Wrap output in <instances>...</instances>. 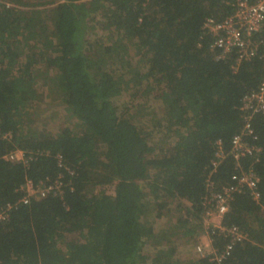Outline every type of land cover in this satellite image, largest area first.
Listing matches in <instances>:
<instances>
[{
  "label": "trees",
  "instance_id": "obj_1",
  "mask_svg": "<svg viewBox=\"0 0 264 264\" xmlns=\"http://www.w3.org/2000/svg\"><path fill=\"white\" fill-rule=\"evenodd\" d=\"M236 1L0 0V264H182L176 242L207 232L223 251L202 222L207 182L220 192L236 171L228 155L212 173L214 144L229 152L264 81L263 49L220 60L204 28ZM250 126L262 152L241 164L261 200L234 193L222 219L248 239L183 264H264V118ZM28 180L62 192L23 204Z\"/></svg>",
  "mask_w": 264,
  "mask_h": 264
},
{
  "label": "built area",
  "instance_id": "obj_2",
  "mask_svg": "<svg viewBox=\"0 0 264 264\" xmlns=\"http://www.w3.org/2000/svg\"><path fill=\"white\" fill-rule=\"evenodd\" d=\"M234 9L233 14L222 22L218 23L208 19L204 24V28L214 37L212 48L220 52L217 58L223 60L235 52L237 55L236 61L240 64L252 60L259 53L260 48L264 50V0H256L255 2L237 0ZM240 110L244 113L242 130L232 138L228 153L224 151L221 141L215 142L214 159L211 162L213 173L225 160L226 156L232 157L236 171L231 177L232 185L223 188L220 192H215L213 191V184L208 181L207 191L209 196L205 199V206L207 207L205 220L208 221H204V228L208 231L211 229L213 233L218 231L229 242L220 253L213 249L211 240L208 250H206V246H197L196 248L201 257H211L212 260L217 262L229 255L236 243L248 239L247 234L240 231L238 227L225 228L222 226V219L229 211L232 195L247 192L257 204L261 200L257 189L259 179L251 167L244 168L242 166L241 160L254 158L257 161L262 152V149L253 143L256 137L250 126V121L255 114H259L264 118V81L255 91L242 98ZM5 159L26 162L22 152H12ZM22 190L25 194L21 200L23 204H27L31 198H44L52 192L55 195L62 192L60 185L46 186L40 183L35 185L29 180L26 181ZM10 209V206L0 209V223L7 219V212ZM206 234L210 237L208 232Z\"/></svg>",
  "mask_w": 264,
  "mask_h": 264
},
{
  "label": "rangeland",
  "instance_id": "obj_3",
  "mask_svg": "<svg viewBox=\"0 0 264 264\" xmlns=\"http://www.w3.org/2000/svg\"><path fill=\"white\" fill-rule=\"evenodd\" d=\"M123 102L124 103L129 102L128 97L127 98L124 97ZM54 107H55L54 103L52 104L49 102L44 107H41L39 109V112H37V115L40 117L41 120H44V122L49 123L48 120H50L51 117L53 116V114L55 113ZM58 114L60 115L59 118L62 117L64 119H66V117L63 116L62 114H60V112ZM105 190H106V193H108V194H112L114 191L113 187L105 188ZM204 221H208V220H205V218H204L202 220V222L204 223ZM197 246H203V247L206 246V250H208V247H210V239L206 233L201 234L194 241H189V240L177 241L176 242V258H177V261L181 262L183 264L186 261H188L190 258L199 257L200 255L196 251ZM61 249L65 252V249L63 247H61ZM57 253L60 256H62L58 251H57ZM59 262H63V258L61 260H59Z\"/></svg>",
  "mask_w": 264,
  "mask_h": 264
}]
</instances>
